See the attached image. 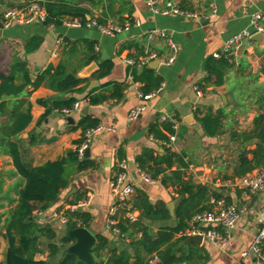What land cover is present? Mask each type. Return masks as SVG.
<instances>
[{
  "label": "crops",
  "instance_id": "0c3cea01",
  "mask_svg": "<svg viewBox=\"0 0 264 264\" xmlns=\"http://www.w3.org/2000/svg\"><path fill=\"white\" fill-rule=\"evenodd\" d=\"M55 1L68 9L89 11L87 20L100 18L124 27L128 25L129 28L114 35H105L96 28H74L66 24L53 27L39 22L16 24L3 29L5 11L20 7L23 0H0V74H8L13 66L25 63L32 82H36L50 65L56 67L63 63L69 73H76L79 79L86 81L80 86L84 88L83 92L60 94L44 85L38 88L30 85L18 98H6L20 102L22 111L32 116L29 127L17 139L23 149L24 163L35 168L61 161L70 152H75L76 142L82 139L83 132L74 128L84 117L96 119L103 128L93 137L84 157L79 159V162L92 163V167L80 170L79 162L68 164V187L55 204L44 212H36L32 218L41 225H51L58 235L55 240L59 247L58 254L52 258L46 249L48 242L43 239L44 251L37 256V260L52 264H60L64 260L69 247L76 241L73 239L69 244L63 243L71 229L60 223V217L70 206L83 200L87 205L81 212L91 216L86 228L96 239L104 237L108 242L104 250L94 254L95 264H103L110 257L111 250L120 252L123 244L130 242L126 236L116 235L107 226L112 203L110 185L118 172L117 164L121 157L129 164L130 179L135 183L136 191H144L152 203H163L169 211L168 220L149 222L152 232L156 234L163 226L177 225L179 201L173 190L163 186L160 180L155 184H146L140 181L137 173V158L145 149L164 153L167 146L151 139L149 130L152 125L161 123L163 115L171 114L175 115L180 125L177 141L168 148L176 153H184L191 162L189 178L225 197L240 209L236 227L229 232L226 245L213 244L208 240L201 245L185 241L181 249L186 253L202 251L205 260L194 264H237L242 253L251 248L264 223V192L244 197L240 190L226 185L240 165L241 153L246 148L252 150L256 147V142L242 144L236 135L252 131L256 118L264 113V43L248 41L244 45L237 63L226 71L223 86L206 81L205 65L233 35L245 29L251 30V17L264 9V0H157L162 10L168 2H173L176 7L190 11L196 17L154 13L146 0ZM213 6L217 13L211 18ZM66 20L73 18L67 17ZM152 30L165 31L178 45L179 53L174 65L156 70L163 78L164 90L153 99L143 101L140 96L142 85L129 79L125 59L139 58L148 48L162 57L169 56L166 40L148 44L147 33ZM32 37L42 38V44L34 52L27 53L25 47ZM90 43L95 45L98 55L95 62H90L93 55ZM55 52L58 53L57 57L54 56ZM106 62L113 63L110 74L101 80L92 78L99 66ZM93 63L97 64V70L86 75V70ZM22 77L23 73H18L19 83L23 82ZM96 82L100 86L127 83L124 100L115 103L109 99L97 106H89L87 95ZM69 98H75L80 103L78 112L65 116L53 109L55 102ZM141 105L146 106V111L139 118L132 119V111ZM86 108H89V113L84 116L82 113ZM207 114L223 119L221 135L210 137L206 134L200 119ZM69 117L74 119V124L68 122ZM248 157L252 159L253 156L250 153ZM24 186L25 180L17 173L12 159L1 156V264L5 263L8 250L5 221L17 206L20 190ZM171 205H174L172 211ZM135 212L139 219L140 213ZM244 264L263 263L255 255L249 254Z\"/></svg>",
  "mask_w": 264,
  "mask_h": 264
},
{
  "label": "trees",
  "instance_id": "16d2710c",
  "mask_svg": "<svg viewBox=\"0 0 264 264\" xmlns=\"http://www.w3.org/2000/svg\"><path fill=\"white\" fill-rule=\"evenodd\" d=\"M46 11V26L60 27L66 22L67 17L77 19L82 23L87 22L89 11L83 9H68L62 3L55 0H39ZM24 6L23 4L20 6ZM101 24L107 23L98 18ZM42 44V38L32 37L26 44L27 53L34 52ZM90 51L93 55L90 62L98 60L95 45L90 43ZM135 59V58H134ZM207 79L215 86L225 84L226 71L231 67L228 60H216L211 58L206 65ZM113 69L112 62H106L99 66V70L92 78L101 80L108 76ZM134 83L142 85L141 93L149 95L157 91L163 84V78L149 67L142 70L128 69ZM18 73H23V82L19 83ZM86 81L79 79L76 73H69L63 63L58 66L50 65L41 73L36 82H32L26 64H17L11 68L8 74H0V157L8 156L12 159L17 173L24 178L25 186L20 190L18 204L10 211L5 224V239L8 242V250L4 264H52L48 261L37 260V256L44 251L43 239L48 244L46 249L54 258L59 247L55 243L58 235L51 225H41L32 219L36 212H44L55 204L68 185L66 167L70 163L79 162L77 154L70 152L67 157L58 162H50L39 167H29L23 160V149L17 140L29 127L32 116L29 112L22 111L18 101L6 100V98H18L30 85L38 88L42 85L48 89L68 94L83 92L80 87ZM127 83H106L91 91L87 95L89 106H97L104 101L112 100L121 103L125 98ZM76 103L75 98H69L55 102L53 109L61 111L71 108ZM204 131L210 137H216L223 133V119L218 115L207 114L200 119ZM100 126V122L90 116L82 118L74 129H81L83 137L76 142L81 146L86 138L85 134ZM150 138L160 143H169L171 137L178 136L172 123L161 122L152 125L149 130ZM237 140L244 145L256 142L255 149H245L240 156V165L235 170V175L228 181H234L251 175L264 165V113L255 120L252 131L236 135ZM235 137V135L233 136ZM252 154V159L248 155ZM121 159H123L121 157ZM191 162L186 159L184 153H176L171 148L164 147V153L160 154L152 149H145L137 158L138 168L151 175L166 188L173 190L179 201L177 208V225L163 226L154 234L149 222H163L170 218L165 204H154L149 196L142 190H137L131 200L134 210L140 213L138 221L132 223L125 217V211L118 218L117 229L126 236L130 242L123 244V249L111 250L110 257L103 264H194L205 260L202 251L186 253L181 249L187 238H179L190 228V221L198 214L211 210L210 201L220 196L207 187L195 183L189 178L188 171ZM79 169L92 167V163L79 162ZM80 201V200H79ZM228 203H231L227 200ZM78 202V201H77ZM91 216L85 212L76 211L70 216L67 224L69 229L87 227ZM64 244H69L73 239L65 237ZM104 237H98L93 248V254H99L107 246ZM196 247L195 245H188ZM198 248V247H196ZM264 250V249H263ZM1 264V262H0ZM60 264H84L76 257L67 254Z\"/></svg>",
  "mask_w": 264,
  "mask_h": 264
},
{
  "label": "built area",
  "instance_id": "2783aa9c",
  "mask_svg": "<svg viewBox=\"0 0 264 264\" xmlns=\"http://www.w3.org/2000/svg\"><path fill=\"white\" fill-rule=\"evenodd\" d=\"M148 7L154 13H161L163 15H186L190 17H196L190 11H184L176 7L173 2H168L165 9H160L157 0H146ZM22 7L10 8L5 11L2 18V28L8 29L13 25H26L34 22L44 23L46 19V11L39 0H23ZM213 13L211 18H214L217 9L213 6ZM65 24L68 27L82 28L90 27L96 28L105 35H114L128 29L129 26H121L114 22H107L101 24L98 22L97 18H90L86 23H82L77 19L66 20ZM139 25V24H138ZM251 30L245 29L239 33L233 35L228 39L222 49L212 56L216 60H228L230 65H234L240 58L241 52L244 45L248 41H252L253 36L256 34H264V9L257 11L251 17ZM166 40L169 46L170 54L167 57H162L159 53L151 48L146 49L144 55L139 58H127L125 63L128 69L142 70L155 61L160 62V67H171L175 64L177 56L179 53L178 45L169 38L168 34L162 30H152L147 33L148 44H152L158 40ZM54 56L57 57L58 53L55 52ZM129 79L132 80V76L128 72ZM165 88L163 83L160 88L152 94L143 95L140 92V96L143 101H149L159 95ZM80 103L76 102L71 108L63 109L58 111L62 115L71 116L80 110ZM146 111V106L141 105L140 107L132 111V119L139 118L142 113ZM161 122L172 123L174 128L179 130V121L175 115L165 114L160 119ZM103 130L101 126L89 130L85 134V142L76 147L75 153L78 159H82L86 150L90 147L93 137ZM177 141V136H173L169 143H162L163 146L170 147ZM118 172L114 176L111 182V196L112 203L109 210V216L107 220L108 228L116 235H121L120 231L117 229L118 218L123 211H125V217L132 223L137 221V216L135 210L132 208L131 200L136 192V185L130 179L129 174V164L126 159H120L117 164ZM138 178L140 181L146 184H155L156 181L151 177L150 174L138 169ZM228 187L233 189H238L242 192L244 197H250L260 192H264V165L261 169L255 173L248 175L246 177L236 179L234 181H229L226 183ZM211 210L198 214L190 221V228L187 229L180 238H190L194 236L202 237L203 240H208L213 244L226 245L229 237V232L236 227L237 219L240 214V209L232 203H228L225 197L212 198L211 199ZM87 205L86 201H80L79 203L72 205L64 212L60 217V223L67 225L70 221V215L75 214L78 208H83ZM264 223L256 236L254 243L252 244L249 251L242 253L241 260L237 264H244V260L249 254L255 255L264 264Z\"/></svg>",
  "mask_w": 264,
  "mask_h": 264
},
{
  "label": "water",
  "instance_id": "95a60500",
  "mask_svg": "<svg viewBox=\"0 0 264 264\" xmlns=\"http://www.w3.org/2000/svg\"><path fill=\"white\" fill-rule=\"evenodd\" d=\"M252 41H257L259 43H264V34H256L253 36ZM149 68L153 70H158L160 68V62L155 61L149 65ZM97 70V64L93 63L87 70L86 75L92 74L94 71ZM100 84L99 82H96L93 84L90 88V91H93L97 88H99ZM50 103V101H47ZM89 113V108H86L85 111L82 113L84 116H87ZM68 122L70 124H74L75 121L72 117H69ZM90 151H87V155H89ZM174 205L170 206V209L172 211ZM79 211H82V208L79 209ZM32 220V218H31ZM68 236L76 241L75 244H73L68 249V254L76 257L79 261L83 262L84 264H95V257L93 254V248L96 245V237L91 234V232L85 228V227H79L76 229H71L68 232ZM188 243H193L197 245H201L203 243V238L194 236L190 237L186 240Z\"/></svg>",
  "mask_w": 264,
  "mask_h": 264
}]
</instances>
